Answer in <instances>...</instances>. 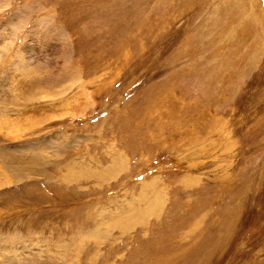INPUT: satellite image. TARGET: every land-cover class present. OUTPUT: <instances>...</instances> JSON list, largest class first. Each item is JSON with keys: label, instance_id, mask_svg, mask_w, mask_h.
<instances>
[{"label": "rangeland", "instance_id": "1", "mask_svg": "<svg viewBox=\"0 0 264 264\" xmlns=\"http://www.w3.org/2000/svg\"><path fill=\"white\" fill-rule=\"evenodd\" d=\"M0 264H264V0H0Z\"/></svg>", "mask_w": 264, "mask_h": 264}]
</instances>
